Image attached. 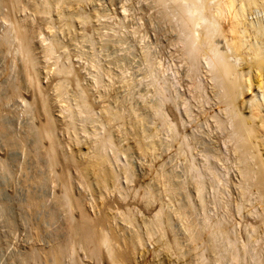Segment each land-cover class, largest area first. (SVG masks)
Returning a JSON list of instances; mask_svg holds the SVG:
<instances>
[{
  "label": "bare ground",
  "instance_id": "1",
  "mask_svg": "<svg viewBox=\"0 0 264 264\" xmlns=\"http://www.w3.org/2000/svg\"><path fill=\"white\" fill-rule=\"evenodd\" d=\"M85 1L0 0V57L7 70L15 71L14 79L9 72L0 75V110L13 97L25 100L26 91L34 104L32 121L23 125L22 134L1 125L3 145L10 149L30 142L23 148H29L35 168L46 167L52 174L54 192L51 205L44 195L28 193L21 208L34 214L44 211L51 222L59 219V211L63 217L53 240L39 249L37 221L25 219L21 225L0 214V255L11 246L17 250L5 264H150L151 252L175 257L166 264H264V0H145L144 15L152 13L148 20L158 28H146L153 39L140 57L147 88L139 107L109 93L112 84L104 78L116 83L113 77L121 75L104 70L93 55L84 62L95 73L91 70L92 82L83 86L71 51L64 53L68 43L57 32L77 43L84 36L73 35L74 20L87 23L104 17L83 11ZM65 6L74 11H64ZM28 10L51 17L57 12V29L52 19L44 25L56 33L44 34L39 23L17 17ZM42 35L41 46H35ZM151 46L159 47L157 56L150 53ZM43 60L53 62L44 66L43 78L49 77L50 84L42 87ZM84 65L80 68L90 72ZM168 72L178 74L174 83L166 79ZM204 125L210 134L208 129L201 133ZM199 131L211 135V142L197 146ZM133 154L144 161L139 177ZM37 171L31 185L45 183L47 177ZM166 197L173 205L181 200L173 213L170 206L164 209L169 205ZM156 201L153 215L137 224L136 207L144 204L141 210L148 209ZM193 207L201 212L199 219H191ZM174 218L182 224L181 236L173 231ZM151 241L157 245L143 250L139 259L138 249Z\"/></svg>",
  "mask_w": 264,
  "mask_h": 264
},
{
  "label": "rangeland",
  "instance_id": "2",
  "mask_svg": "<svg viewBox=\"0 0 264 264\" xmlns=\"http://www.w3.org/2000/svg\"><path fill=\"white\" fill-rule=\"evenodd\" d=\"M24 1L26 3H28V4H31L32 2L34 3V1H36V0H31V1L30 0H24ZM148 2L149 1H145V0H86L85 3L83 4V7H84L83 11H86L87 13L90 12L89 14H91V15H93V14L95 15V12H98V13L100 12L102 15H104V17L100 18V19H96V20H95V18H93L92 20L88 21L87 23H82L78 19L74 20L75 21L74 22L75 25L71 29L74 34L73 33L72 34L75 35V36L77 35L76 37L84 36L83 40L80 39V38L78 39V41L80 42V43L77 42L78 45H77L76 42H73V43L69 42L70 41V35H67V37L65 36V38H63V35H61L60 32H57V35H59L60 38L64 39L63 41L66 44L68 43V48H67L68 50L66 49L64 53L67 54L69 51H71L70 52L71 57L73 56L71 58L72 59V63H74V65L76 64L74 66V68L76 70H78V71L80 70L79 71V73H80L79 75H81L82 78H84V80H85V76H86V80L87 81L86 80L85 81L87 83H85L84 80H82L83 81L82 83L84 84V85L82 84L83 86H85L86 84H89L90 82H92L91 78L93 77V74L95 73V70H93L94 68L87 67L88 65L86 64V62H84V60H86L88 58H92L91 56L93 55V57H95L93 59L96 60L97 63H99V61L101 62V63H99V65H101V67L103 69L106 68L107 70H109L108 68H110V71L113 70L118 76L121 75V76H119L120 77L119 79H118V77H113L114 78V82H116V83H112L113 79H112V81H110L111 79H109L107 77L104 78L106 83L110 82L112 84V85H110L112 87L109 89V93L111 92L110 94H112V96L117 95L119 100L124 99L123 101L126 102L125 104L129 105V103H130L131 106L134 105L135 107H139V104L143 103L144 98H142L141 95L145 93L144 91H146V88H147V84H146L147 82L146 81L147 80L146 79L145 80L142 79L143 73L145 71V65L143 64L142 59L144 58V55H143L145 53L144 51H146L147 48L150 47L149 45L152 44V39H153V38L151 39L153 34L147 35L148 33H147V29L146 28L152 27V25L153 26L155 25L154 28H156V29L158 28V27H156V26H158L156 23L155 24L152 23V25L150 23L151 19L148 16H151L152 13H149V14L147 13L146 15H144L143 10L147 8ZM64 8H65L64 11H66V12L74 11L72 8H69L67 6H65ZM75 8H77V10H79V7H75ZM80 10H82V9H80ZM150 12H152V11H150ZM17 17L20 18V19L22 18L21 19L22 21L26 20V21L31 22L34 25L36 23H39L43 27L42 29H43L44 34L52 35L54 32L56 33L55 29H53L54 31L52 30L53 32H50L48 29H46L47 26H44V25H46V22H52L51 19L55 23L56 29L59 26L57 24L58 21H59V19L57 17V12L52 13V17H51V16H44V15H35V14L33 15L28 10V11H25V12H21L19 14L17 13ZM148 19H150V21ZM148 22L150 23V25H149ZM59 23H60V21H59ZM0 25H1V21H0ZM79 28H81V29H79ZM1 31H2V28L0 27V32ZM145 35H147V36L145 37ZM101 36H103V37H101ZM43 38H45L43 35L38 37V38H36L34 40L35 46H37V47L41 46L39 43H40L41 39H43ZM84 40H86V42ZM92 42H94V44ZM104 42H105V44H104ZM42 44L44 46L47 45V41L42 43ZM72 45H73V47H72ZM81 47H82L83 50L81 49ZM151 48H153V49L150 51V53L153 56L154 55L157 56L158 51H159V47L157 48L156 46H153V47L151 46ZM77 50H78V52H77ZM66 51H67V53H66ZM75 52L77 53L76 55H75ZM80 53H82L83 55H79ZM95 55H97V56H95ZM82 56H83V58L79 59ZM84 57H86V58L84 59ZM140 57L142 59H140ZM52 62L53 61H48V63H46V61L43 60L42 63H41L43 65L40 64L41 66H39V69H41L42 74H43L40 77V79L42 81L40 86H42V87L45 86V85H49L50 84V78L49 77L43 78V76L46 74V68L48 67L49 64H52ZM83 65H84V67L89 68L88 70L90 72H87L86 69L82 70L81 68L83 67ZM5 67H6L5 60L0 57V69H1L0 75H1V77L4 78L3 76H6L5 73L9 72L10 73V75H9L10 78L12 79V77H13V79H14V77H15V73L14 72L15 71L13 69L9 71V70H7V67H6V69H4ZM106 69H104V70H106ZM173 69H175V68L173 67ZM91 70L93 71L92 72L93 74L91 73ZM2 71H3V74H2ZM113 71H111L112 74L114 73ZM122 71H123V74H122ZM180 71H181V69H180ZM88 73H90V74H88ZM115 73H114V75H116ZM91 74H92V77H91ZM1 77H0V79H1ZM174 77H177V79H178L179 76H178V74L177 75H173L172 72H170L168 75H166V79L169 80L168 81L169 83H170V81L172 83L175 82L176 78H174ZM173 78H174V80H173ZM108 80H109V82H108ZM119 81L120 82L122 81V82L120 83ZM126 82L127 83L130 82L131 83L130 85L133 86V87H131V86L129 88L128 87H123V85H125ZM176 89H178L180 95H182L184 93L183 88H180V86L177 85ZM128 90H130V91H128ZM70 91H72V90L70 89ZM92 91H93V89H92ZM92 91L90 93L91 94L93 93L92 94L93 97H94V95H96V97H98L97 92H95V90L93 92ZM94 92H95V94H94ZM26 93H29V96L28 97L26 95L23 96V97H25V98H23L25 100H20L19 99L20 97H18V98L16 97V99L13 97V99L12 98L9 99L8 100L9 101L8 104L6 103L5 104L6 106L3 107L0 110L1 112H3L2 114L0 112V118H2V119H0V128H1V125L6 126V127L11 125L12 127L10 126V128L13 129V131L15 130L16 132L15 131L14 132L18 133V135H19V134H22L24 132V131L22 132L24 127H26L28 124L31 123V121H32L31 117L34 115V104H33L32 99L29 98L30 97V92L26 91ZM130 93H131V95H130ZM48 94L50 96H52V97L55 96V94H53L52 91H50ZM127 94H128V96H127ZM26 98H28V100ZM17 99H19V100H17ZM111 99L112 98L109 99L110 100L109 102L112 103ZM107 100L108 99H106V101ZM99 102H101V100H99V98H98V100L96 101V104L99 103ZM136 103H137V105H136ZM55 105H56V103H55ZM26 111H27L28 115L25 114ZM97 114H99V113H97ZM54 115L58 119H62V117H63V116L58 115L57 112H55ZM1 120H4L6 123L2 121V124H1ZM6 120L8 121V123H7ZM25 124H26V126L23 127V125H25ZM88 127H90V125ZM203 127H204L203 130H200L201 133H202V131H205L206 129H208L205 125ZM20 128H21V130H19ZM18 131L21 132V133H19ZM200 131L197 132V133L200 134ZM210 131H211V129L209 128L205 132L210 134ZM2 134L3 133L0 132V149L1 148L4 149L5 147H4L3 144L6 143V136H4V134L3 135ZM199 134H197V135H199ZM202 136H204V137H202ZM198 137L200 138V140H199V144H197V146L198 145H202L203 146V143L211 142V135H210V137H207L206 135L200 134ZM163 139H167V138H163ZM23 144L21 143V144L17 145L18 147H14V148H10V149L9 148L8 149L5 148L4 151H2V149L0 150V200H1L0 201V209H1L0 210V214L3 217H6V219L13 220L15 222L16 221L17 222L20 221L18 223H21V225H22V222L25 221V219H26V221L28 219H29L28 221L31 220L33 222V224L39 223V225L41 226L39 228L40 229L42 228V229L41 230L39 229L38 232L41 231V233H39L37 235L38 238L36 237L37 238L36 240L38 241L37 242V247L39 249H42V247L45 248L46 246H48V243H50L51 238L55 234L56 230L59 229V226H60L59 224L63 221L62 220L63 217L61 215L62 213H60V211H59V212H57V215L59 216V219H56L57 221L55 220V221L51 222V221L47 220V218L45 217L44 214L46 212H44V211H43L44 213L43 212H40V213H36L35 212L36 214H34V212L30 208H28V209H25V208L22 209L21 208V207H23V204L25 205V203H26L25 200L28 198L27 197L29 195L28 193L34 192V193H37L38 195L41 194V196L44 195L42 197L45 198L44 202L46 203V205L47 204H49V205L52 204L53 193H54L53 192L52 179H51L52 174L51 175H50V173L48 174V172L46 171L47 170L46 167H43V169L46 172H44V170L41 169V167H39V168H35L34 167V162L32 161L33 160V155L31 153H29V150H28L29 148H25V149L23 148L24 146L30 147V146H28V144H30V142L28 144L26 143L25 145H23ZM83 145H84V143H83ZM83 145L81 144L80 147L83 148ZM199 148H202V147L199 146ZM26 150H28L27 153L23 152V151H26ZM129 154H131V153H129ZM200 156L198 157V160L200 161V163L201 164L205 163L204 162V158L200 157ZM138 157H139L138 154H133V159H131L135 163L134 164V166H135L134 173L136 174V177L141 176L142 173H143L142 170L144 169V161L143 160L139 161ZM24 159H25V161H24ZM125 159H126V156H122V160H124L126 162L127 159L126 160ZM8 163H10V164H8ZM11 164L14 165V166H12ZM8 166H9V168H8ZM12 167H13V171H12ZM4 169L7 170V171H5ZM34 170L35 171L38 170L37 174H38V172L41 174L42 170H43V173H42L43 177L44 178L47 177L46 180H48V181L50 180V182L45 180V183L43 184L44 186L42 184L41 185L40 184L31 185L32 183L29 180H31V178L34 176V174H35ZM136 170H137V172H136ZM177 172H180V170H177ZM12 174H14V175H12ZM29 174H31V175H29ZM46 174H47V176H46ZM229 174L233 178L235 177L234 176L235 175L234 171H231ZM23 181H25V182L22 183ZM27 181H28L29 184L30 183L31 184L30 185L26 184ZM122 183L125 184L124 185L125 187L127 186L125 181H123ZM26 185H28V186H26ZM36 185L37 186L40 185V186L37 187ZM34 189H36V190H34ZM43 193H46V194H43ZM46 196L49 197V198L46 199L47 198ZM130 196H131V194H130ZM164 199L165 200H163V201H165V203L167 205L169 203V205L165 206L166 208H164V209H167L170 206L169 209H171V208L173 209V210L172 209L170 210V212H172V213H173L174 210H176V207H178V205H179L178 203H181V200H180L181 198H178V201L180 200V202H177V201L174 202L175 206L173 205V203L171 204L169 202V199L167 197L164 198ZM48 200H49V202H48ZM195 201H196V199H195ZM20 203H21L22 206L20 205ZM156 204L159 206V202L156 201L154 203V207H153V204H152V205L148 206V209L144 208L145 211H144V209L141 210L145 206L144 204H141L142 206L144 205L143 207L141 205H140V208H139V206L136 207V209L139 210V212L137 214V217L139 216V219H140L139 220L140 223H137V224H141L143 221L146 220V217H147V220H148V218H150V216L153 215L152 212H153V210H155L154 208H156V209L158 208V206H156ZM151 206H152V208H151ZM210 207H212V206L208 205V208H210ZM193 208H195V210L197 209V207H193ZM169 209H167V210L169 211ZM195 210L194 211L192 210L193 212H192V215H191V219H193V217L194 218L197 217V219L200 218V216H199L200 214L199 213H201V212H198L197 210L196 211ZM146 211H149V212L146 213ZM194 212H195V214H194ZM148 214H150V215L148 216ZM33 218H35V219H33ZM142 218L143 219L145 218V219L143 220ZM174 219H175V221H173L174 224H172L173 231L176 234L178 233L177 234L178 236H181L180 233H181V230H182V227H181L182 224H180V221L178 222L179 219H176V218H174ZM36 221H37V223H36ZM22 230H23V227H22ZM21 235H24V233H22ZM52 240H53V238H52ZM153 244L150 245L149 242H147L145 248L140 247L138 249L137 256L139 257V259H141L140 257H141V254H142L143 250H145L148 247L147 250L150 252V251H152L153 247H155V245H157L156 243H153ZM188 244L189 243L184 242V247L185 246L188 247ZM15 250H16V248H13V246H11L10 249L8 251H6V253H4V252L1 253V254H4L3 255L4 257L0 255V264H5L6 260L9 259V256H10L11 252L12 253H14V252L16 253L17 252V250L16 251ZM183 250L185 251L186 249H183ZM147 255H149L148 259L151 258V259H149L150 261H152V262H150V264H166V262L168 263V261L170 262L171 259L174 260V258H175L174 256H170L169 257L168 254L164 253V252H158L157 255L156 254L154 255L151 252L149 254L147 253ZM169 255H170V253H169ZM186 256H188V255H186ZM183 260H177V261H183ZM160 262H163V263H160Z\"/></svg>",
  "mask_w": 264,
  "mask_h": 264
}]
</instances>
